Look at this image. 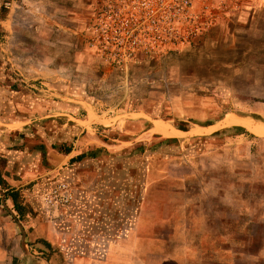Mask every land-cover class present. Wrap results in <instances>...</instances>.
<instances>
[{"label":"rangeland","instance_id":"obj_1","mask_svg":"<svg viewBox=\"0 0 264 264\" xmlns=\"http://www.w3.org/2000/svg\"><path fill=\"white\" fill-rule=\"evenodd\" d=\"M4 5L0 110L17 97L5 85L11 79L29 90L34 111L66 119L40 130L72 143L70 158L97 148L111 154L48 176L38 210L62 232V248L41 258L264 264V137L224 124L239 116L264 125V0H240L238 9L234 0L200 2L215 8L211 29L189 46L136 60L129 73L91 47L93 0H0V14ZM24 126L0 120V154H13L6 137L1 146V128ZM235 126L251 133H223ZM139 146L147 150L133 152ZM62 183L73 201L49 204Z\"/></svg>","mask_w":264,"mask_h":264},{"label":"crops","instance_id":"obj_2","mask_svg":"<svg viewBox=\"0 0 264 264\" xmlns=\"http://www.w3.org/2000/svg\"><path fill=\"white\" fill-rule=\"evenodd\" d=\"M26 90L29 92L27 88ZM26 90L23 87L20 92L10 90V95L17 97L14 98L13 105L4 104V110H0V120L4 124L16 122L25 124L22 130L11 131L8 128H1L3 133L1 141L2 139L4 141L1 146L5 144L6 137L7 150L13 154L9 156L0 154V167L8 184L20 193L30 210L29 216L22 221L15 211L12 197L0 188V264H53L50 255L47 260L40 256L50 252L57 257L56 254L62 248V239L59 237L61 231L54 221H48L42 210H38L39 201L36 194L39 195L51 188L48 176L58 170L63 169L64 172L73 168L75 164L98 160L103 153L108 156L111 154L105 148H97L104 150L98 158L72 162L74 159L70 158L72 154L66 156L54 150V146L67 141H53L49 131L40 130V127L53 121H61L62 128L66 124L62 122L66 119L52 118L48 113L34 111L35 103L31 101ZM42 147H45L46 154L43 153ZM40 165L45 167L43 174L40 173Z\"/></svg>","mask_w":264,"mask_h":264},{"label":"built area","instance_id":"obj_3","mask_svg":"<svg viewBox=\"0 0 264 264\" xmlns=\"http://www.w3.org/2000/svg\"><path fill=\"white\" fill-rule=\"evenodd\" d=\"M95 1V0H94ZM204 0H97L91 47L113 70L129 73L140 58L158 57L165 50L191 45L217 20L215 8ZM235 8H240V0ZM73 201L69 185L62 183L49 204L67 206Z\"/></svg>","mask_w":264,"mask_h":264},{"label":"trees","instance_id":"obj_4","mask_svg":"<svg viewBox=\"0 0 264 264\" xmlns=\"http://www.w3.org/2000/svg\"><path fill=\"white\" fill-rule=\"evenodd\" d=\"M9 13V7L7 5H4L3 8L1 9V14H0V19L3 21L6 19L7 15ZM6 34V31L3 29L2 26H0V38H4V35ZM5 85H7L11 91L13 92H20L21 91V86L19 85V83L12 81L11 79H8L5 83ZM259 119V118H257ZM211 124H202V126L204 127H208ZM178 129L186 132L188 131L187 128L184 127H180L177 126ZM223 133H227L230 136H241L244 134H247L248 132L244 129L241 128H233V129H228L226 131H224ZM164 143H167L169 145L174 144L177 145L179 143L178 139H165L163 140ZM54 150L58 151L60 154L69 156L74 152V145L68 144V143H64V144H60V145H56L53 147ZM138 150H141V152L146 151V147L145 146H139L136 147L133 152H136ZM42 151L44 154L47 153L45 147H42ZM101 152H104L103 149H96V150H91L90 152L84 153L76 158H74L72 160V162H80L86 159H96L101 155ZM0 188H2L10 197H12L13 201H14V205H15V211L17 212L18 216L20 217V219L22 221L26 220V217L29 216V208L28 206L25 205L21 195L19 192H17L15 189H13L7 182L5 176H4V172L2 170V168L0 167Z\"/></svg>","mask_w":264,"mask_h":264},{"label":"bare ground","instance_id":"obj_5","mask_svg":"<svg viewBox=\"0 0 264 264\" xmlns=\"http://www.w3.org/2000/svg\"><path fill=\"white\" fill-rule=\"evenodd\" d=\"M224 124L229 125V126H234V125H243L245 127H248L254 134L264 137V125L261 124H255L247 119L241 118L239 116H230L224 121ZM164 127V126H163ZM162 126L160 128H163ZM159 129V128H158ZM163 131H160L163 135L166 137H176V133L178 131L176 130H171L168 128L162 129Z\"/></svg>","mask_w":264,"mask_h":264},{"label":"water","instance_id":"obj_6","mask_svg":"<svg viewBox=\"0 0 264 264\" xmlns=\"http://www.w3.org/2000/svg\"><path fill=\"white\" fill-rule=\"evenodd\" d=\"M173 127V126H172ZM235 127H237V128H241V129H244V130H246L248 133H251L249 130H247L246 128H244V127H242V126H235ZM173 128H175L176 130H178V131H180V132H182L183 134L182 135H184L185 134V132L184 131H182V130H180V129H178V127L176 126V127H173ZM212 129V128H211ZM252 135H254V136H256L255 134H253V133H251ZM256 137H258V136H256ZM261 139H264V138H261Z\"/></svg>","mask_w":264,"mask_h":264},{"label":"flooded vegetation","instance_id":"obj_7","mask_svg":"<svg viewBox=\"0 0 264 264\" xmlns=\"http://www.w3.org/2000/svg\"><path fill=\"white\" fill-rule=\"evenodd\" d=\"M93 4H94V6H95V16L97 15V11H99V8H100V6H99V4H98V2H97V0H93Z\"/></svg>","mask_w":264,"mask_h":264}]
</instances>
